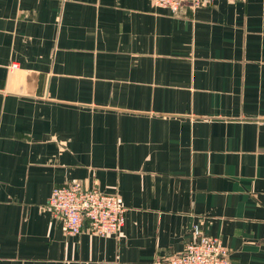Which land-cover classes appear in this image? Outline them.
Listing matches in <instances>:
<instances>
[{
    "label": "crops",
    "instance_id": "1",
    "mask_svg": "<svg viewBox=\"0 0 264 264\" xmlns=\"http://www.w3.org/2000/svg\"><path fill=\"white\" fill-rule=\"evenodd\" d=\"M75 181L119 234L63 231ZM196 226L264 264V0H0V264H154Z\"/></svg>",
    "mask_w": 264,
    "mask_h": 264
},
{
    "label": "built area",
    "instance_id": "2",
    "mask_svg": "<svg viewBox=\"0 0 264 264\" xmlns=\"http://www.w3.org/2000/svg\"><path fill=\"white\" fill-rule=\"evenodd\" d=\"M177 14L187 5L197 8L208 0H150ZM48 208L52 216L62 223L66 234L83 230L95 236L117 235L125 224L126 207L118 194H109L80 182L54 187ZM154 264H232L231 254L220 238L202 234L194 229V240L181 254L158 258Z\"/></svg>",
    "mask_w": 264,
    "mask_h": 264
}]
</instances>
